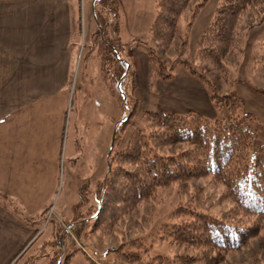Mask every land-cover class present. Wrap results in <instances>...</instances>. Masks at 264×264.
<instances>
[{"label": "rangeland", "instance_id": "obj_1", "mask_svg": "<svg viewBox=\"0 0 264 264\" xmlns=\"http://www.w3.org/2000/svg\"><path fill=\"white\" fill-rule=\"evenodd\" d=\"M93 1L76 0L80 16L75 41L71 43L75 69L68 84L66 126L55 175L46 183L14 186L18 196L14 195L20 199L16 202L0 195V206L20 222L14 232L0 231V264H49L56 256L62 260L69 256V264H157L148 260L159 255L179 264L177 256L185 255L186 250L161 242L157 230L181 203L214 215L230 209L231 203L222 197V186L209 177L191 181L183 193L175 186L161 189L154 201L137 207L119 221L112 237L92 230L93 218H89L96 210L100 185V192L105 187L109 158L141 126V116L146 111L191 112L207 119H225L228 116L225 98L235 96L242 111L256 119L252 128L257 142L264 143V69L255 62L264 52V19L258 21L264 13V0H257V15L249 19L257 20L254 27H240L244 30L240 48L225 59L228 81L212 67L195 60L197 42L213 19L218 0H206L188 33V51L182 59L196 73H204L208 78L217 103L210 98L209 89L198 75L188 74L177 64L176 46L164 53L151 41L149 28L157 13L155 0H118L119 11L113 26L110 16L100 8L98 12L106 15L105 33L113 39L111 29L115 30L118 55L130 68L122 88L129 99L128 108L135 103L133 113L127 108L123 113L108 90V78L112 80L117 67L105 47L99 45ZM158 72L172 77L164 80ZM195 84L202 85L203 93L194 89L199 87ZM124 117L130 121L119 130ZM135 240L148 248L142 262L126 263L115 258L114 250L122 244L121 249L137 250ZM220 264H264V232L247 247L228 254Z\"/></svg>", "mask_w": 264, "mask_h": 264}, {"label": "trees", "instance_id": "obj_2", "mask_svg": "<svg viewBox=\"0 0 264 264\" xmlns=\"http://www.w3.org/2000/svg\"><path fill=\"white\" fill-rule=\"evenodd\" d=\"M94 16L99 29L96 34L100 47H105L116 65L115 76L108 78V90L125 113L128 96L122 85L130 72L128 62L118 55L115 30L110 39L103 28L105 16L110 24L118 16V0H94ZM206 0H155L156 17L149 28L151 41L165 53L176 46L177 64L188 74L198 75L217 103L211 82L196 73L182 59L187 54L188 33ZM257 0H218L215 15L196 45L195 60L212 67L228 81L226 57L240 48L241 35L256 21ZM106 12L102 15L99 9ZM264 19V13L258 21ZM244 25V26H243ZM255 62L264 69V52ZM153 70V65H152ZM158 74L164 80L171 74ZM228 116L207 119L198 113L146 111L141 126L134 129L126 145L109 158L105 187L99 191L93 218V229L112 237L113 228L137 207L155 200L158 191L175 186L180 193L193 180L209 177L223 188L222 197L231 203L228 211L218 215L195 209L189 203L178 204L166 222L157 230L162 242L186 250L177 256L179 264H220L225 257L247 247L264 232V143L257 141L253 124L256 119L243 112L234 96L225 98ZM130 118H123V129ZM82 195V189H80ZM81 202V199H79ZM76 209L77 206L75 205ZM81 218V217H79ZM136 241V240H135ZM137 242V241H136ZM135 243V242H134ZM115 249V258L126 263L142 262L148 248L137 242V250ZM56 256L49 264H69ZM175 264L165 255L153 256L148 262ZM175 261V260H174ZM61 262V263H60Z\"/></svg>", "mask_w": 264, "mask_h": 264}, {"label": "crops", "instance_id": "obj_3", "mask_svg": "<svg viewBox=\"0 0 264 264\" xmlns=\"http://www.w3.org/2000/svg\"><path fill=\"white\" fill-rule=\"evenodd\" d=\"M79 16L76 0H0V195L5 199L20 200L14 186L46 183L58 168ZM195 85L203 93L202 85ZM19 223L0 206L1 233L18 230Z\"/></svg>", "mask_w": 264, "mask_h": 264}, {"label": "water", "instance_id": "obj_4", "mask_svg": "<svg viewBox=\"0 0 264 264\" xmlns=\"http://www.w3.org/2000/svg\"><path fill=\"white\" fill-rule=\"evenodd\" d=\"M115 134H116V130H114L113 135H112L111 145H110V150H109V153H108V157L110 156V153H111V150H112V147H113ZM107 168H108V170L110 169L109 163H107ZM104 183H105V180H104Z\"/></svg>", "mask_w": 264, "mask_h": 264}]
</instances>
